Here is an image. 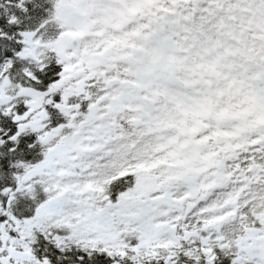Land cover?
<instances>
[{
    "label": "snow or ice",
    "instance_id": "obj_1",
    "mask_svg": "<svg viewBox=\"0 0 264 264\" xmlns=\"http://www.w3.org/2000/svg\"><path fill=\"white\" fill-rule=\"evenodd\" d=\"M0 264H264V0H0Z\"/></svg>",
    "mask_w": 264,
    "mask_h": 264
}]
</instances>
